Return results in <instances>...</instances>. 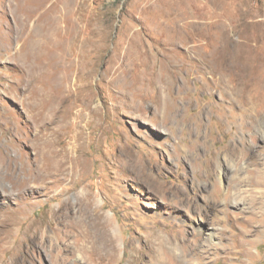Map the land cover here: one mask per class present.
<instances>
[{"label": "rangeland", "instance_id": "rangeland-1", "mask_svg": "<svg viewBox=\"0 0 264 264\" xmlns=\"http://www.w3.org/2000/svg\"><path fill=\"white\" fill-rule=\"evenodd\" d=\"M257 38L264 0H0L1 218L40 219L42 238L79 215L101 258L91 260L88 242L86 259L77 252L69 264H197L202 250L201 264H264V221L248 237L250 258L239 246L242 217H264V188L248 179L252 158L228 151L239 137L264 151V110L260 126L244 129L246 109L264 100L241 105L228 87H208L218 73L188 62L209 42ZM252 54L221 58L236 89L253 86L242 58ZM212 227L225 236L199 244ZM155 231L181 234L192 251L152 250ZM28 245L16 264H53L46 244Z\"/></svg>", "mask_w": 264, "mask_h": 264}, {"label": "bare ground", "instance_id": "bare-ground-1", "mask_svg": "<svg viewBox=\"0 0 264 264\" xmlns=\"http://www.w3.org/2000/svg\"><path fill=\"white\" fill-rule=\"evenodd\" d=\"M194 47L195 46H193V48ZM205 48L207 49L206 51H199V49H194V53H196L199 58L188 56V62H190L191 66L195 67L200 74H203L207 70L210 73H213L214 75L218 73L217 77L213 76L211 79H204L209 88L225 89L228 87L233 91L236 96L237 102L241 103V105H246L251 100H264V38H257L254 44H251V42L249 41H217L213 43L209 42L208 44H206ZM236 48L239 50L240 48L246 49L248 51L253 52V57L252 55L242 56V58L248 62L249 68L253 75V78H249L248 80L250 82L249 85H253L251 88L245 89L244 87L236 89V86L233 83L235 77H231L230 79L226 80L223 71L220 70V68H222L220 66V61L222 60L221 58L226 55L228 50H236ZM246 110L247 114L245 116L244 129H246L247 131L260 126L258 121L259 119L257 118V116L260 110H264V104L258 110L251 111L250 108H247ZM260 136L264 140V133L261 132ZM236 141L237 142L231 144L230 149L228 148L229 153L231 154V156L237 157L239 160L242 158L246 159L251 157L252 161L248 165H252L253 168L250 169V176H248V179L254 185H259L260 187L264 188V151L262 150V153L256 152V148L255 150L253 148L255 145H250L246 143L242 137H239V139ZM213 158V155H209L204 160V164L209 165ZM228 163H230V160L228 161ZM158 187L160 188L159 184ZM205 193L207 192L205 191ZM208 193L210 192L208 191ZM226 196H228V194ZM239 200H235L234 203L239 205L241 208L244 203ZM183 203L184 204L181 206L185 207L187 205H190L192 201L190 199L183 198ZM257 203L255 202L256 206ZM205 206L207 208L214 209V206L209 202H206ZM61 217H59L58 219H60ZM104 217L105 221L103 224V228L107 229V227H111V221L108 217V213L105 214ZM52 219H56L54 215H52L49 220H47V223H52ZM210 219L212 220L213 225L216 224L217 221H219L214 215H212ZM55 221L57 224V233L54 235L46 232V236L40 238L38 234V226L42 224V221L40 219L37 220V225L34 224L35 226H33V221L27 217L22 218L19 223H16L15 220L11 219L8 216L4 215V217L2 218L0 216V264H16L18 254L24 251V246L27 244H29V247L32 246V248L36 247V245L45 246L46 244V253L50 257L51 263L53 264H69L73 261V258L75 259L77 252L80 253V256H82V258H85L84 255L86 254V244L88 242L92 243L94 248L96 247L95 250L89 253V257L91 258V260H93V257L95 258L96 255L98 256V258H101L100 253L97 252L100 248L97 238L93 236V233L91 234L88 230L82 228L81 219L79 215H77L76 213L70 214V216H68L66 219H63V223L61 225L58 224L57 220ZM263 221L264 217H262V215H258L254 211H249L248 215L242 217L241 227H244V230H242L240 233L242 235V239L239 242V246L243 249V256L250 258L252 253L249 251V246L252 244L254 239L248 237L257 234V229L262 225ZM16 224H19L18 231L16 230ZM71 236L72 240H69ZM224 236L225 232L223 230L217 231L216 227H212L205 229L203 232H201V234H197L195 240L199 244L203 245V243L206 241L211 243L214 242L216 238H223ZM239 236L240 235L238 234V237ZM245 237H247V239ZM150 243L151 249L154 251L164 250L166 243H169L170 248H174L178 246L179 243H181L183 246H185L184 251L191 252V247H193L194 245L189 242L186 238L182 237V235L179 233H175L173 236L165 237L162 233L158 231L154 232V240H150ZM62 246H64V248ZM214 248L215 250L219 248L217 242L215 243ZM207 252L209 251L202 250L200 253H197L195 258L196 262L197 260L199 262H203L205 258H208L205 255L207 254ZM6 253L10 254L11 263L6 262ZM212 253L214 254V252ZM199 262H197V264H201Z\"/></svg>", "mask_w": 264, "mask_h": 264}]
</instances>
